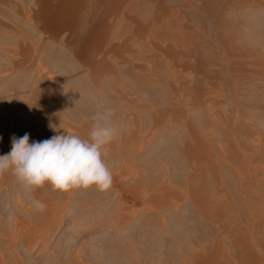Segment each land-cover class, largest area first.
Segmentation results:
<instances>
[{
	"label": "bare ground",
	"instance_id": "1",
	"mask_svg": "<svg viewBox=\"0 0 264 264\" xmlns=\"http://www.w3.org/2000/svg\"><path fill=\"white\" fill-rule=\"evenodd\" d=\"M109 109V189L0 176V264H264V0H0V155Z\"/></svg>",
	"mask_w": 264,
	"mask_h": 264
},
{
	"label": "clouds",
	"instance_id": "2",
	"mask_svg": "<svg viewBox=\"0 0 264 264\" xmlns=\"http://www.w3.org/2000/svg\"><path fill=\"white\" fill-rule=\"evenodd\" d=\"M89 132L82 139L67 132L42 141L30 142V134L11 137V150L0 155V176L11 170L17 180L28 189L50 184L55 190L95 186L104 191L112 184V172L105 163L108 145L118 136V128L111 121V110L98 112ZM51 127V126H50ZM37 207H45L38 203Z\"/></svg>",
	"mask_w": 264,
	"mask_h": 264
}]
</instances>
